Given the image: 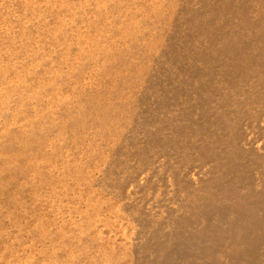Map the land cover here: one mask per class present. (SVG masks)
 <instances>
[{"label":"rangeland","instance_id":"374dc122","mask_svg":"<svg viewBox=\"0 0 264 264\" xmlns=\"http://www.w3.org/2000/svg\"><path fill=\"white\" fill-rule=\"evenodd\" d=\"M109 263L264 264V0H0V264Z\"/></svg>","mask_w":264,"mask_h":264},{"label":"bare ground","instance_id":"6f19581e","mask_svg":"<svg viewBox=\"0 0 264 264\" xmlns=\"http://www.w3.org/2000/svg\"><path fill=\"white\" fill-rule=\"evenodd\" d=\"M110 260V259H109ZM106 262V261H105ZM99 263V262H98ZM107 263V262H106ZM112 263V262H111ZM111 263H109V264H111Z\"/></svg>","mask_w":264,"mask_h":264}]
</instances>
